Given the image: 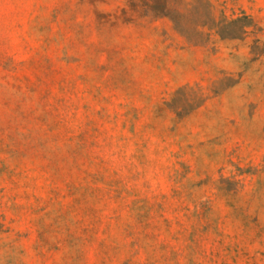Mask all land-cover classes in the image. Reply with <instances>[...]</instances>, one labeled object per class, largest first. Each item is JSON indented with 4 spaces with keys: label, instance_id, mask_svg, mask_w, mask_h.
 <instances>
[{
    "label": "rangeland",
    "instance_id": "374dc122",
    "mask_svg": "<svg viewBox=\"0 0 264 264\" xmlns=\"http://www.w3.org/2000/svg\"><path fill=\"white\" fill-rule=\"evenodd\" d=\"M0 264H264V0H0Z\"/></svg>",
    "mask_w": 264,
    "mask_h": 264
}]
</instances>
